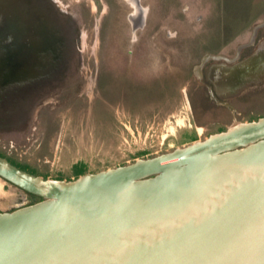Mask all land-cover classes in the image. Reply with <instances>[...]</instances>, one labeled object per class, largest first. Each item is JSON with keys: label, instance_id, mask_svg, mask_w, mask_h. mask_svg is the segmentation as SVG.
Wrapping results in <instances>:
<instances>
[{"label": "rangeland", "instance_id": "1", "mask_svg": "<svg viewBox=\"0 0 264 264\" xmlns=\"http://www.w3.org/2000/svg\"><path fill=\"white\" fill-rule=\"evenodd\" d=\"M113 1L53 0L57 18L52 25L60 30V39L67 31V50L55 41L41 51V71L43 61H52V70L42 73L41 83L23 97L0 102V154L20 168L71 180L172 151L237 121L264 116V82L217 105L196 79L197 72L191 73L197 59L187 55L243 36L264 19V0H155L152 16L158 37L144 38L136 53L153 55L155 46H162V55H170L173 66L187 67L186 78L175 74L166 81L124 71L128 57L121 46L128 42L120 25L126 26V16L119 5L112 9ZM25 2L41 18V0ZM42 41L48 37L41 36ZM58 60L61 65L55 64ZM147 60L134 59L135 67ZM22 195L23 205L42 199L0 177V210Z\"/></svg>", "mask_w": 264, "mask_h": 264}, {"label": "water", "instance_id": "2", "mask_svg": "<svg viewBox=\"0 0 264 264\" xmlns=\"http://www.w3.org/2000/svg\"><path fill=\"white\" fill-rule=\"evenodd\" d=\"M0 177L42 198L0 211V264H264V116L71 180L0 155Z\"/></svg>", "mask_w": 264, "mask_h": 264}, {"label": "flooded vegetation", "instance_id": "3", "mask_svg": "<svg viewBox=\"0 0 264 264\" xmlns=\"http://www.w3.org/2000/svg\"><path fill=\"white\" fill-rule=\"evenodd\" d=\"M2 1L0 0V102L23 97L26 90L41 83L42 73L46 74L52 70L49 65L52 61H43L44 69L41 71V51L45 52L51 44H55V41L56 44L61 42L63 52L69 45L68 38H65L67 31L63 32L64 38L60 39L57 36L60 30L52 25L53 17L57 18L53 0H41V6L37 10L41 11V18L37 17L39 16L37 12L30 13L25 0H5L6 4ZM113 2L112 9L118 10L120 6L126 16V26L120 25L121 34L128 42L121 46L124 55L128 57V67L124 71L129 74L137 72L141 76L149 74L159 81H166L175 74H179V78L180 75L183 79L186 78L187 67L173 66L171 56L162 55V46L156 45L157 51L153 55L136 53L144 38L158 37L152 16L155 0ZM143 14L145 21L141 24ZM201 20V16H198L197 21ZM167 35L172 34L168 32ZM41 36H47L48 41L41 42ZM233 38L225 46L202 47L201 51L196 50L197 54H187L190 58L197 59V64L192 65L191 73L197 72L196 79L206 88L210 98L217 105L221 104L220 100H230L237 97L245 88L264 82V19L254 22L243 36L235 35ZM158 56L164 60H159ZM142 58L148 60L144 66L137 69L135 61H141ZM56 62L58 65L62 63L59 60ZM21 190L25 194H31ZM23 197L24 195L13 198L7 207L2 209L12 210L20 206Z\"/></svg>", "mask_w": 264, "mask_h": 264}, {"label": "trees", "instance_id": "4", "mask_svg": "<svg viewBox=\"0 0 264 264\" xmlns=\"http://www.w3.org/2000/svg\"><path fill=\"white\" fill-rule=\"evenodd\" d=\"M1 155V154H0ZM3 156V155H2Z\"/></svg>", "mask_w": 264, "mask_h": 264}]
</instances>
